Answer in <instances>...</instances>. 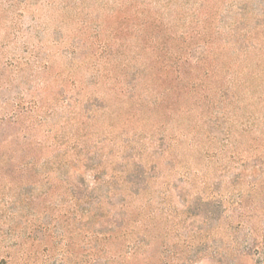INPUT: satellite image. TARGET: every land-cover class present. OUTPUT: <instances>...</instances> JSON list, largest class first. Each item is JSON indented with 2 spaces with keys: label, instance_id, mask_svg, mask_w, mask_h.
<instances>
[{
  "label": "rangeland",
  "instance_id": "374dc122",
  "mask_svg": "<svg viewBox=\"0 0 264 264\" xmlns=\"http://www.w3.org/2000/svg\"><path fill=\"white\" fill-rule=\"evenodd\" d=\"M0 264H264V0H0Z\"/></svg>",
  "mask_w": 264,
  "mask_h": 264
}]
</instances>
